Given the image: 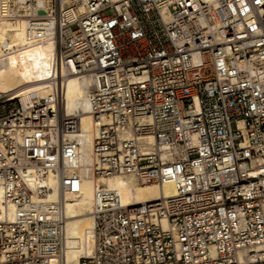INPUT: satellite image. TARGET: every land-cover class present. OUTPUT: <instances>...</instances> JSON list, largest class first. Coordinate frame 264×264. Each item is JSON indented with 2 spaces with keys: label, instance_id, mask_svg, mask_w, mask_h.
<instances>
[{
  "label": "built area",
  "instance_id": "obj_1",
  "mask_svg": "<svg viewBox=\"0 0 264 264\" xmlns=\"http://www.w3.org/2000/svg\"><path fill=\"white\" fill-rule=\"evenodd\" d=\"M47 1L0 0V22L25 18L51 56L47 96L0 91V264H65L81 128L55 109L80 72L97 79L92 177L141 172L177 194L96 202L79 264H264V0Z\"/></svg>",
  "mask_w": 264,
  "mask_h": 264
},
{
  "label": "bare ground",
  "instance_id": "obj_2",
  "mask_svg": "<svg viewBox=\"0 0 264 264\" xmlns=\"http://www.w3.org/2000/svg\"><path fill=\"white\" fill-rule=\"evenodd\" d=\"M38 5L42 6L43 0H38ZM43 8L51 11L50 0ZM83 13L84 11L79 9L77 15L81 16ZM162 15L164 20H168L167 11H162ZM48 17L43 19L44 24L51 19V16ZM37 39L36 33L25 18L15 22L9 20L0 22V91L16 93L22 104H26L32 96L44 97L51 92L45 81L51 56L43 43H39ZM2 48L7 51L4 55L1 53ZM95 85L97 79L91 73L80 72L68 76L62 89V105L55 109L58 117L78 116L81 128V134L77 138L80 145L76 148L75 157L67 163L74 166L81 177L80 190L78 193L63 194L67 215L65 264H79V258L92 252L94 225L92 212L96 202L102 205L107 202L106 200L116 197L121 205L127 206L177 194L171 182L163 185L142 183L141 172L92 177L90 151L93 122L89 96ZM141 141V145L150 146L152 137H142ZM49 184L55 188L53 177H49ZM55 192L54 189L50 195L54 196ZM4 212L6 207L2 202L0 188V218ZM52 264H56L55 261H52Z\"/></svg>",
  "mask_w": 264,
  "mask_h": 264
},
{
  "label": "rangeland",
  "instance_id": "obj_3",
  "mask_svg": "<svg viewBox=\"0 0 264 264\" xmlns=\"http://www.w3.org/2000/svg\"><path fill=\"white\" fill-rule=\"evenodd\" d=\"M231 127H232V128H234V125H233V124H231Z\"/></svg>",
  "mask_w": 264,
  "mask_h": 264
}]
</instances>
